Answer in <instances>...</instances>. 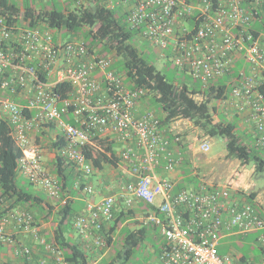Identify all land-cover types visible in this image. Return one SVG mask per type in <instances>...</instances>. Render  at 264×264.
<instances>
[{
    "label": "built area",
    "instance_id": "built-area-1",
    "mask_svg": "<svg viewBox=\"0 0 264 264\" xmlns=\"http://www.w3.org/2000/svg\"><path fill=\"white\" fill-rule=\"evenodd\" d=\"M32 1L41 6L68 0ZM69 1L75 6L86 3ZM124 6L135 37L160 57L204 86L229 76L232 87L222 101L239 111L248 108L254 146L264 152V30L250 28L264 18V0H131ZM5 14H0V124L9 127L22 150L18 171L30 183L65 203L57 177L42 166L41 144L34 143L33 133L49 125L57 128L65 138L59 154L83 175L94 169L84 152L93 138L114 140L122 145L121 161L137 179L125 187L131 195L125 197L126 207L133 198L153 206L161 197L155 206L158 214L146 216L164 238L150 264H241L235 254L217 250L228 233L245 236L256 231L264 247V213L254 203L233 201L231 189L217 183L173 193L172 181L157 175L162 160L164 171L171 172L181 158L153 111L135 115L146 90L125 86L122 75L112 69L110 55L90 52L82 36L60 40L45 22L30 25L22 6L9 19ZM59 86L70 90L62 96ZM69 115L75 124L68 121ZM200 148L207 152L210 145L204 142ZM86 191L92 192V187ZM114 209L115 198L108 195L87 202L74 217L73 230L87 249L104 246L102 227L114 219ZM34 216L24 207L2 205L0 244L20 259L15 264H71Z\"/></svg>",
    "mask_w": 264,
    "mask_h": 264
},
{
    "label": "trees",
    "instance_id": "trees-1",
    "mask_svg": "<svg viewBox=\"0 0 264 264\" xmlns=\"http://www.w3.org/2000/svg\"><path fill=\"white\" fill-rule=\"evenodd\" d=\"M20 6L24 8V18L29 20L30 25L45 22L60 33H71L73 38L82 36L89 39H85V42L90 52L115 57L116 61L113 62L112 69L123 74L127 87L131 90H146V94L159 105L161 112L157 117L159 128L168 127L178 119L189 120L200 130L199 138H223L227 157L236 158L241 164L252 160L254 172H264L263 155L256 150V147L244 143V133L238 131L236 123L223 117L216 119L214 116L217 112L215 102L229 97L232 87L229 76L219 82L207 86L200 84L191 89L185 83L179 85L169 80L133 43L135 31L127 25V10L121 5H113L109 0H86V3L80 6L73 5L69 0L41 6L36 5L32 0H23L22 3L0 0V14L6 13L9 19V15L16 13ZM250 28L253 31L264 30V18L261 23L254 22ZM230 75L234 76L233 73ZM60 87H62L60 90L62 96L70 90L69 86ZM68 121L75 124L71 115ZM52 127L54 126L49 125V128ZM177 137H179L177 134L167 136L171 143L180 144V140H176ZM64 144L65 138L59 132L50 143V151L54 153L53 172L60 184L61 197L65 188L70 187L73 173L79 172L59 154ZM84 152L97 170L104 166L116 167L121 160L114 140L95 137L93 145L87 146ZM21 157L23 152L12 139L9 127L0 124V202L9 204L10 207L25 206L32 213L34 207L38 208L39 214L34 212L35 220L39 224L42 219L50 218L53 232L48 238L62 249L65 258L71 264H91L96 254L88 253L82 241L74 240L69 236L75 214L71 202L66 200L63 204L59 203L57 211L54 212L55 208L48 198L34 191L30 182L26 188L21 186L17 181L18 161ZM138 206L141 212H145V217L149 214L148 209L157 213L155 206H149L145 202ZM134 211L133 208L121 211L114 218L109 229L106 225L102 227L105 234L104 246H111V234L125 220L133 216ZM133 224L135 227L128 231L121 249L115 252L108 264H115L121 258H129L134 249L145 239L147 224H142L138 220H134ZM139 224L142 225L136 227ZM260 250L264 264V247L261 246Z\"/></svg>",
    "mask_w": 264,
    "mask_h": 264
},
{
    "label": "crops",
    "instance_id": "crops-1",
    "mask_svg": "<svg viewBox=\"0 0 264 264\" xmlns=\"http://www.w3.org/2000/svg\"><path fill=\"white\" fill-rule=\"evenodd\" d=\"M242 66L243 64L238 61L237 68L239 67L241 68ZM94 75H96L98 78L101 76V74L98 71H96ZM149 105H150V101L148 97H143L139 99L135 108V115L139 116L142 113H144V111L150 110ZM215 106L217 112L214 116L216 117V119L223 117L227 120L234 121L236 123L238 131H243L246 133V131L249 130V133H251L250 123L248 121V108L239 111L234 106H231L229 104L226 105L223 101H216ZM179 122H181V120H176L172 122L168 127L163 126L160 129L166 137L172 134H177L179 136L180 144H177L176 142L171 143V149L174 151L175 154L180 156L181 158L180 163L173 171L165 172L164 171L165 161L162 160L160 165L156 169L157 175L159 177H166L172 181L173 193H176L182 189L198 190L205 183L206 184L216 183L215 179L210 174H208V172L202 173L201 171V167H202L201 165L210 164L212 159L203 157L199 153L200 151H202L200 148L202 143L197 145L195 139L200 134V130L196 128L194 125L189 126L190 121L189 122L183 121L182 125H179L178 124ZM39 133H42L47 136L53 135L54 138L55 135L58 133V130L55 127L48 128L46 130L33 133L32 138L38 141ZM204 142H208V141H204ZM115 143L117 149L119 150L122 147L121 143L116 141ZM42 146L43 144L41 145V148L39 150L42 166L46 172L55 175L53 172L54 153L52 151L48 152ZM72 176L73 178H71L70 180L71 183L70 187L65 188L62 194L63 197H61L63 199L65 198L66 200L70 201L72 205L75 202H79V209L76 210L75 214L73 215L72 224L74 217L84 209L87 202L89 201L98 202L103 197L108 195H112L115 198V209H114V215H115L114 218H115L121 212V210H124L126 208L128 209L124 201L126 196L131 197V195L125 191L126 185L129 182H135L137 180L136 177L131 174L127 164L121 160L116 167L104 166L100 170L94 168L92 173L89 175H83L82 173L75 171ZM27 182H29L28 179ZM31 185L34 191L36 190V192L43 193L46 195L50 204L53 205L55 208L54 212H56L59 207V203H61L60 199L54 198L52 200L48 197L46 193L43 192V190L40 187L33 185L32 183ZM229 185L232 194L231 198L233 201H236L238 203H244V202L254 203L255 201L258 208L264 211V207H261L259 203H257L258 201L260 202L261 194H256L257 192L256 190L250 189L249 185L243 184V175H240L239 179H235V180L230 179ZM87 186L92 187V192L88 193L86 191ZM262 192H264V190ZM160 201H161V197H157L155 200V204L153 206H156ZM140 203H142V201L133 198L132 205L129 208H133L135 210L134 211L135 216H131L125 221H129V219L130 220L137 219L143 222V224L148 223L146 222L145 216L143 220L139 218V215H144L145 213V212H141L138 206V204L140 205ZM2 205H5V203L0 202V211ZM19 207L26 208L25 206H19ZM148 212L150 213L152 212V210L148 209ZM113 220L105 224L108 229L113 223ZM42 222H43L42 220L39 221V225L44 231L43 226H46V224L43 225ZM50 226L53 227L51 222H50ZM48 230L50 231L51 228H48L46 229V231H44V233L47 234L46 235L47 237H49L50 235ZM257 235L258 232L256 231L250 232L245 236H239L234 233H228L221 238L220 243L218 244L217 247H219L221 241L226 238L239 237L243 241L249 240L250 243L251 240L257 241L256 239ZM69 236L74 240L81 241L80 237L74 232L73 225L69 233ZM0 247L3 249L2 251H0V263L15 264L20 261V259L14 258L12 256L7 246L0 244ZM236 256L240 259L241 264H248V259L244 254H237ZM262 259H263V254L261 253V261Z\"/></svg>",
    "mask_w": 264,
    "mask_h": 264
},
{
    "label": "rangeland",
    "instance_id": "rangeland-1",
    "mask_svg": "<svg viewBox=\"0 0 264 264\" xmlns=\"http://www.w3.org/2000/svg\"><path fill=\"white\" fill-rule=\"evenodd\" d=\"M130 1L131 0H109V2H111L113 5L116 6L121 5L125 9L126 6L124 5L126 3H129ZM61 33L55 30V36L56 37L60 36L59 38L60 40L64 41L73 38V34L71 33H64V32ZM85 39L86 38H84V40ZM133 43L138 48V50L144 55V57L149 62L153 63L156 66V68L159 69L163 74H165L169 80L179 85L185 83L189 89L201 84L200 82L196 81L190 74L182 71L170 59H166L165 57H160L157 54V52L154 50V48L150 46L146 41L134 37ZM112 60L113 62H115L116 58L112 57ZM121 75L123 79L124 76L122 73ZM123 82L125 86H127L126 81H124V79ZM145 97L149 98L150 110H153V112L158 117L161 114L159 105L150 97V95H146ZM178 120H181V122L178 123L179 125H182L183 121L189 122V120L186 119H178ZM189 123H190L189 126L193 125L191 122ZM241 132L244 133V138H243L244 143L250 147H253L254 142L251 133H249V130H247L246 133L243 131ZM199 135L195 139L197 145L203 143L204 141H208L210 145L209 151L207 152L200 151L199 152L200 155L212 159L210 164L201 165L202 173L208 172V174H210L215 179L217 184L228 187L230 186L229 185L230 179L233 180L239 179V176L243 175V184L249 185L250 189L256 190L257 191L256 194H261L260 202L258 201L257 203H259L261 207H264V192H262L264 190V172H254V163L252 160L246 164H241L238 159L227 157L223 138L221 137L199 138ZM52 139H53V135L47 136L42 133H39L38 141L34 140V143L41 145L43 144L42 147L49 152L50 143ZM256 150L264 157L263 154L264 152L262 150H260L259 148H256ZM17 181L21 186L25 188L28 186L27 179L20 172L17 174ZM48 197L52 200L54 199L50 196ZM254 204L256 205L255 201ZM72 208L75 211L78 210L79 202H75L72 205ZM126 209L124 210L126 211ZM258 209L264 213L262 209L260 208ZM32 210L36 214H39L38 208L34 207ZM133 216L135 215L133 214ZM139 218L143 220L144 215H139ZM134 220L137 219H131V220L129 219V221H125L124 223L121 224L119 228H117V230L113 234H111L112 236L111 246L109 247L92 246L90 249H87L88 253L96 254L91 264H108V261L113 257L115 252L121 249L122 243L128 231L135 227V225L133 224ZM42 221H43L42 222L43 225L46 224V226H43L44 231H46V229L48 228H51L50 231L48 230L50 234L49 237H51L53 228L50 226V222H51L50 218L45 220L42 219ZM140 223L143 224V222L141 221ZM142 224L136 225V227H140ZM146 227H147V234L143 242H141L138 245V247L134 249L132 255L129 258L118 259V261L115 264H150L151 262L154 261L157 253L161 249V245L163 243L164 238L161 234V229L159 226H156L152 222H149L147 223ZM239 239H240L239 237L223 239L219 247H217L218 252L220 254H236V255L244 254L248 259V264H262L261 250L259 248L260 244L257 241L251 240L250 238H249L251 240L250 243L249 240L243 241L240 239L239 241ZM2 250L3 249L0 247V251Z\"/></svg>",
    "mask_w": 264,
    "mask_h": 264
}]
</instances>
